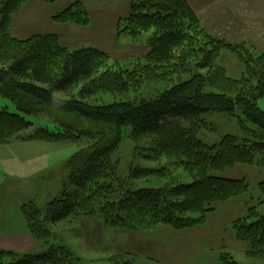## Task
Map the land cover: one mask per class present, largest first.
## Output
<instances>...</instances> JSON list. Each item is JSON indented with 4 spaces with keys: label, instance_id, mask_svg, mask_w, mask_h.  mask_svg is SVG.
<instances>
[{
    "label": "trees",
    "instance_id": "obj_1",
    "mask_svg": "<svg viewBox=\"0 0 264 264\" xmlns=\"http://www.w3.org/2000/svg\"><path fill=\"white\" fill-rule=\"evenodd\" d=\"M24 1L0 0V96L15 107V112L5 106L0 109V142L12 137L22 141L65 142L84 134L74 124L61 122L57 131L40 127L29 135L19 136L32 125L27 116L53 110L55 92L68 95L85 79L78 90L79 98L74 94L56 108L102 125L108 132L106 140L89 152L71 155L67 179L60 195L44 206V218H40L39 209L31 211L30 205L21 206L35 239L47 238L49 230L44 224H57L73 214H94L97 207L91 202L100 203L99 214L110 228L135 230L157 224L180 230L202 224L214 202L247 191L248 185L243 180L214 175L211 171L222 172L236 164L257 163L258 159L264 166V110L256 104L258 98L264 97L263 54L254 55L244 44L209 38L198 26L186 0H132L126 29L132 35L154 30L148 40L146 65L133 71H106L91 78L105 59L103 51L94 47L68 50L58 44L53 34L18 41L9 37V19ZM83 13L81 9L70 8L59 18L78 21ZM222 48L235 52L243 64L240 79L229 77L224 68L215 64ZM186 74L189 75L181 78ZM167 80L172 85L153 99L110 104L87 101L100 93L123 95L136 85ZM206 85L210 91H204ZM237 110L243 116V119L236 117L241 128H246L245 121L256 127L251 131L252 139L225 134L218 143L206 144L197 137L196 125L203 114L224 112L235 116ZM182 122H193L194 126L187 127ZM124 127L130 128L134 139L160 135L159 153L176 156L194 181L160 189H135L119 179L117 166H111L106 158L117 147ZM116 182L119 188L115 194ZM259 185L264 193V181ZM99 190L104 192L103 197ZM233 231L238 240L248 245L252 257H263L264 214L259 215L254 207L248 209L247 217L233 223ZM62 251L65 255L68 250ZM11 252L0 249V264H59L54 248L20 259ZM220 264L238 263L229 252H222Z\"/></svg>",
    "mask_w": 264,
    "mask_h": 264
},
{
    "label": "rangeland",
    "instance_id": "obj_2",
    "mask_svg": "<svg viewBox=\"0 0 264 264\" xmlns=\"http://www.w3.org/2000/svg\"><path fill=\"white\" fill-rule=\"evenodd\" d=\"M186 2L195 13L198 26L208 33L209 38L238 44L240 40L235 42L233 39L239 35L246 41L240 44H244L249 52L264 55V1ZM131 3L132 0H26L11 15L7 34L17 41L53 34L58 44L68 50L94 47L103 51L105 59L91 78H97L106 71H133L146 65L145 58L150 49L148 40L154 30H141L139 34L132 35L126 29ZM70 8L84 12L78 21L59 18L63 11ZM226 12H231L232 16ZM242 16L243 19H240ZM214 61L233 79H240L244 73V66L235 52L226 48L218 51ZM191 71L194 72L193 69ZM86 81L82 80L68 95L55 92L53 110L39 116H27L32 125L19 136L29 135L40 127L57 131L61 122L74 124L84 134L80 133L65 142L22 141L16 137L0 142V231L25 235V238L13 239L22 247L0 249L13 251L11 253L16 259H20L26 255H41L54 248L57 249L59 264H177L180 258L194 252L217 249L221 253L229 252L238 264H264V255L258 259L252 257L248 253V245L238 240L233 231V223L247 217L248 209L254 207L259 215L264 214V193L259 185L264 181V166L258 161L261 159L257 163L236 164L222 172L211 171L214 175L243 180L248 189L236 197L214 202L212 210L205 214V221L197 226L180 230L157 224L135 230L110 228L99 214L100 203L96 201L91 202L97 207L94 214H73L57 224H44L49 236L35 239L28 229L21 206L27 204L28 208L30 205L31 211L39 209L42 211L40 218H44V206L60 195L67 179L71 155L78 151L89 152L93 146L103 143L108 135L104 126L75 118L56 108L74 94L79 98L78 90ZM171 85L169 80L148 82L136 85L123 95L100 93L87 101L90 104L139 102L153 99ZM204 91H210L207 85ZM256 104L264 110V97L258 98ZM3 106L15 112L10 100L0 96V109ZM236 117L243 119L238 110L235 116L224 112L203 114L200 124L195 122L196 135L206 144L218 143L225 134L252 139L251 131L256 127L245 121L246 128H241ZM182 124L194 126L193 122ZM159 137L145 135L134 139L129 127L122 128L117 147L106 158L111 166H117L119 179L135 189H160L194 181L191 172L179 163L176 156L159 153ZM102 182H99L100 185H104ZM118 188V182L113 184L115 194ZM99 192L103 197L104 192ZM17 205L20 206L17 208ZM62 249L68 250L65 255Z\"/></svg>",
    "mask_w": 264,
    "mask_h": 264
},
{
    "label": "crops",
    "instance_id": "obj_3",
    "mask_svg": "<svg viewBox=\"0 0 264 264\" xmlns=\"http://www.w3.org/2000/svg\"><path fill=\"white\" fill-rule=\"evenodd\" d=\"M257 1L260 3L264 0H257ZM233 10L234 9H232V11ZM226 14H229L230 17L232 16L231 12H226ZM243 17L244 16H242L240 19H243ZM231 34L233 36H235L232 32H231ZM235 34L238 35L236 31H235ZM233 40L234 41L240 40V41H238V43H246V41H244L245 39L239 38V35L236 36V38ZM235 42H237V41H235ZM19 206L20 205H17V208ZM18 230H20V229L18 228ZM21 234L22 235L11 234L8 230L6 232L0 231V247H6V248H10V247L11 248H13V247L20 248V247H22V245H20V243H16L13 240L14 238H25L24 233H21ZM220 254H221L220 250H217V249H210V250L208 249V251L203 250L200 253L194 252L187 257L185 256L183 258H180L177 264H220ZM146 264H158V263L150 262V263H146ZM164 264H173V263L165 262Z\"/></svg>",
    "mask_w": 264,
    "mask_h": 264
}]
</instances>
